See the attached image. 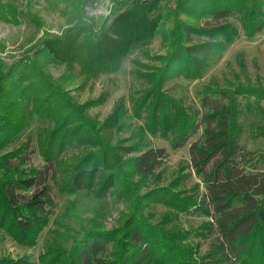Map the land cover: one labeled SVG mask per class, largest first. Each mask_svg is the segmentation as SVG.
Instances as JSON below:
<instances>
[{
    "label": "trees",
    "instance_id": "trees-1",
    "mask_svg": "<svg viewBox=\"0 0 264 264\" xmlns=\"http://www.w3.org/2000/svg\"><path fill=\"white\" fill-rule=\"evenodd\" d=\"M157 9L158 0H134L99 27L78 17L60 36L44 38L31 56L6 66L0 60V151L35 116L51 121L37 136L41 167L31 164L28 142L0 153V230L21 246H35L55 206L50 180L61 193L85 190L126 206L108 229L85 228L68 246L47 248L36 262L27 255L0 256V264H264V170L258 169L264 151L242 147L239 122L242 109L264 115V84L225 88L210 82L197 93V104L164 89L172 79L201 78L240 34L251 38L264 30V0H175L168 11L149 16ZM9 17L16 18L13 11ZM158 35L169 51L145 53L158 65L135 60L145 70H132L143 86L128 94L130 109L120 97L103 120L87 114L106 95L78 103L66 85L117 72L130 50ZM42 64L65 65L66 72L54 79ZM129 111L142 124L122 138ZM199 131L188 146L189 164L162 182L167 152L150 146L147 134L179 149ZM253 137L264 138V126H256ZM74 144L82 147L80 154L63 156ZM250 163L254 171L247 172ZM189 168L203 192L199 183L185 184ZM155 204L208 217L194 232L213 236L207 251L184 245L192 232L166 227L167 215L153 222Z\"/></svg>",
    "mask_w": 264,
    "mask_h": 264
},
{
    "label": "rangeland",
    "instance_id": "rangeland-1",
    "mask_svg": "<svg viewBox=\"0 0 264 264\" xmlns=\"http://www.w3.org/2000/svg\"><path fill=\"white\" fill-rule=\"evenodd\" d=\"M133 2L134 0H86L84 3L80 0H0L1 63L6 66L21 56H31L44 38L60 36L78 17H84L86 22L93 23L95 27H99L104 21L110 24L116 15L131 6ZM174 2L175 0H158V9L152 11L149 16L168 11L173 7ZM12 11L16 18L9 17ZM180 18L188 21L193 20L192 17L183 14L180 15ZM229 19L240 27L236 17ZM168 51V43L159 35L155 36L143 46L130 50L117 72L101 74L87 82H81V79L76 80L66 86L71 90V94L78 103L106 95L101 104L86 110L90 116L103 120L110 112L114 102L120 97L126 98V106L130 109L131 103L128 94L130 91L142 88L141 79L137 78L132 70L139 68L144 71L145 69L138 66L135 60L142 64L158 65V60L147 58L145 53L150 56L163 55ZM42 66L45 72L54 79L66 72L65 65L42 64ZM77 69L78 66H75V71ZM258 81L264 84V30L255 33L251 38L240 34L201 78L195 80L172 79L164 84V89L174 97L182 98L187 104L192 102L197 104V93L210 82H218L222 87L232 88L238 84H256ZM130 113L131 111L123 118L124 125L120 132L122 138L128 137L132 130L142 124V120L134 119ZM239 122L243 127L240 138L242 147L256 153L264 151V138L253 137L254 128L264 126V115L242 109ZM50 123L51 121L46 118L35 116L30 124L18 134L14 142L0 153L17 147L23 142H28L31 164L41 167L44 163L37 152V136ZM199 133L200 131L179 149H172L166 139L147 134L150 146L163 147L167 152L165 163L159 169L162 182L166 183L170 180L172 174L181 164H189L188 146ZM81 149V146L74 144L65 150L63 156L72 157L80 154ZM252 164L246 165L247 172L254 171ZM262 165H259L258 169L264 170ZM189 171L191 174L185 184L192 186L199 183V189L203 192L204 186L200 178L190 168ZM50 184L55 206L50 215L49 224L39 234L35 246H21L0 230V256L17 258L27 255L30 260L36 262L38 255L47 248L56 244L68 246L72 242V238L80 236L85 228L103 226L108 229L114 226L120 213L126 210L125 203L114 196L108 195L97 199L85 190L66 194L58 191L53 180H50ZM152 211L154 212L153 222H160L167 215L169 221L166 227L192 232L184 240V245H198L200 253L207 251L213 236L202 238L195 235L194 232L204 221L209 220L208 217L196 212L176 214L161 204L153 205ZM109 250L108 246L105 253H108Z\"/></svg>",
    "mask_w": 264,
    "mask_h": 264
}]
</instances>
